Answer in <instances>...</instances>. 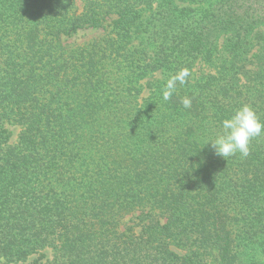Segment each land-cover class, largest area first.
Masks as SVG:
<instances>
[{
    "label": "trees",
    "instance_id": "1",
    "mask_svg": "<svg viewBox=\"0 0 264 264\" xmlns=\"http://www.w3.org/2000/svg\"><path fill=\"white\" fill-rule=\"evenodd\" d=\"M235 1L0 0L2 264H264V135L206 144L241 105L264 122V74L192 72Z\"/></svg>",
    "mask_w": 264,
    "mask_h": 264
},
{
    "label": "rangeland",
    "instance_id": "2",
    "mask_svg": "<svg viewBox=\"0 0 264 264\" xmlns=\"http://www.w3.org/2000/svg\"><path fill=\"white\" fill-rule=\"evenodd\" d=\"M233 8L237 15L243 13L242 16H236L238 22H234V25L215 31V40L205 46L209 52L193 66L195 77L218 75L221 65L228 63V60L237 61L233 65L227 64L228 68H235L236 72L237 64H244L242 72L238 73L242 81L244 78L249 79V76L264 74V0H238L234 2ZM110 22L111 19H108L101 28L80 30L64 39V43L74 47L99 40L110 31ZM14 129L17 130L16 127ZM258 257L260 260L264 259L260 255ZM2 263L3 259L0 257V264Z\"/></svg>",
    "mask_w": 264,
    "mask_h": 264
},
{
    "label": "clouds",
    "instance_id": "3",
    "mask_svg": "<svg viewBox=\"0 0 264 264\" xmlns=\"http://www.w3.org/2000/svg\"><path fill=\"white\" fill-rule=\"evenodd\" d=\"M189 73L181 70L169 78L163 91V99L169 100L176 91L177 83L183 85ZM191 97H183L181 103L184 108L191 107ZM222 133L214 139H209L215 155L227 159L237 152L247 157L250 154L251 141L264 135V122L260 120L251 105L244 104L235 109L231 116L222 121Z\"/></svg>",
    "mask_w": 264,
    "mask_h": 264
}]
</instances>
